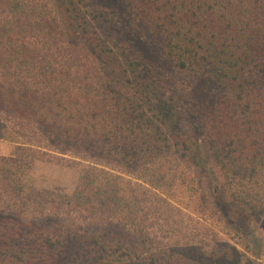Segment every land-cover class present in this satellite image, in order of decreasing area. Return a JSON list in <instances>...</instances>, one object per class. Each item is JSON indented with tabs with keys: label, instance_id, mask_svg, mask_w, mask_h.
Instances as JSON below:
<instances>
[{
	"label": "trees",
	"instance_id": "16d2710c",
	"mask_svg": "<svg viewBox=\"0 0 264 264\" xmlns=\"http://www.w3.org/2000/svg\"><path fill=\"white\" fill-rule=\"evenodd\" d=\"M137 11L201 85L198 139L175 133L167 79L99 35L93 0H0V139L15 145L0 156V264H222L212 222L264 210V0ZM47 160L79 169L72 195L29 182Z\"/></svg>",
	"mask_w": 264,
	"mask_h": 264
},
{
	"label": "rangeland",
	"instance_id": "374dc122",
	"mask_svg": "<svg viewBox=\"0 0 264 264\" xmlns=\"http://www.w3.org/2000/svg\"><path fill=\"white\" fill-rule=\"evenodd\" d=\"M93 6L95 12L100 15L91 17V24L104 41L110 44L109 46L119 49L118 54H123L119 57L132 56L145 59L155 74L159 78L167 79L165 82L173 87V89L164 87L163 92H169L167 105L176 110L173 121L175 133L191 136L194 139L200 138L202 134L198 125L200 118H197L194 111L198 103L196 105L194 101L192 103L189 96L190 92L197 90L196 87L200 88L201 85L192 74L188 73L189 70L178 68L175 62L167 58L163 48V35L151 30L139 16L137 0H93ZM112 55L116 56V53ZM190 82L193 83L192 86H182V83L190 84ZM186 89L188 94L185 92ZM184 97L187 101L180 103L179 98ZM14 150L13 143L0 139V156L11 155ZM171 165L173 164L167 163L166 167L170 168ZM165 174L163 184L174 183L172 172L166 170ZM154 176L162 177L159 173ZM78 179V168L49 160L37 162L28 176L29 182L33 185L61 191L66 195H72L75 192ZM181 188L184 189V187ZM180 193H185V189H181ZM168 194L169 190L166 192V195ZM185 195L188 196L187 193ZM203 203L205 199L201 196L198 206H202ZM213 223L219 228L217 231L219 239L216 241L225 244L222 264H264V210L254 212L234 210L229 213V220L222 219L218 223L213 221L212 225ZM219 247L215 241L211 246H206L209 253Z\"/></svg>",
	"mask_w": 264,
	"mask_h": 264
}]
</instances>
